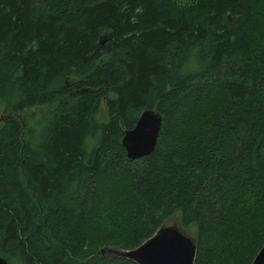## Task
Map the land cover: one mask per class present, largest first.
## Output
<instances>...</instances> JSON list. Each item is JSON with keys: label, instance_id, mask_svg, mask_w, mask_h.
I'll return each instance as SVG.
<instances>
[{"label": "trees", "instance_id": "1", "mask_svg": "<svg viewBox=\"0 0 264 264\" xmlns=\"http://www.w3.org/2000/svg\"><path fill=\"white\" fill-rule=\"evenodd\" d=\"M0 102L38 108L0 119L6 264H135L174 214L193 264L264 245V0H0Z\"/></svg>", "mask_w": 264, "mask_h": 264}, {"label": "water", "instance_id": "2", "mask_svg": "<svg viewBox=\"0 0 264 264\" xmlns=\"http://www.w3.org/2000/svg\"><path fill=\"white\" fill-rule=\"evenodd\" d=\"M160 117L152 110L141 112L134 127L123 133L121 146L128 159L149 155L155 145ZM193 241L174 227L160 226L136 248L120 253L118 257L135 264H193ZM103 254V251H100ZM0 264L6 262L0 258ZM251 264H264V245L258 250Z\"/></svg>", "mask_w": 264, "mask_h": 264}, {"label": "rangeland", "instance_id": "3", "mask_svg": "<svg viewBox=\"0 0 264 264\" xmlns=\"http://www.w3.org/2000/svg\"><path fill=\"white\" fill-rule=\"evenodd\" d=\"M13 102V100H12ZM10 103H4V102H0V119H2L4 116H12L15 118H22L26 115H29L31 113H34L37 111L38 108H34V109H27L21 113H12L10 111ZM100 112L102 114H105V108H104V101L102 100L100 103ZM163 227H174L176 229H178L183 235H185L186 237L190 238L192 241H194L195 238V230L193 227H188V228H183L180 226L179 224V220H178V215L174 214L172 216H170L169 218H167L162 225Z\"/></svg>", "mask_w": 264, "mask_h": 264}]
</instances>
